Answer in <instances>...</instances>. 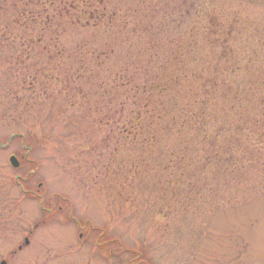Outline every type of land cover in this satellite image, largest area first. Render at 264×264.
<instances>
[{"label": "rangeland", "instance_id": "374dc122", "mask_svg": "<svg viewBox=\"0 0 264 264\" xmlns=\"http://www.w3.org/2000/svg\"><path fill=\"white\" fill-rule=\"evenodd\" d=\"M52 1L0 0V263L264 264V101L247 113L261 120L259 150H249L250 138L241 152L257 161L225 174L205 167L196 145L186 152L191 158L170 166L167 156L180 141L168 133L147 148L102 123L87 132L93 117L109 116L103 104L118 99L102 95L99 110L74 100L72 50L86 37L50 22ZM183 1L131 0L140 25L135 45L157 40L163 53L174 50L166 41L181 38L184 28L141 35V13H152L150 26L162 24V10L169 3L184 9ZM187 1L200 15L238 25L231 49L259 52L254 66L264 79V0ZM116 64L110 60L105 70ZM10 156L20 168L9 166Z\"/></svg>", "mask_w": 264, "mask_h": 264}, {"label": "trees", "instance_id": "16d2710c", "mask_svg": "<svg viewBox=\"0 0 264 264\" xmlns=\"http://www.w3.org/2000/svg\"><path fill=\"white\" fill-rule=\"evenodd\" d=\"M171 4V9L161 12L166 18L162 24L155 22L150 26L152 13L143 10L139 30L144 35L152 27L157 37L162 32L173 35L172 29L180 32L184 28L181 38L175 36L166 41L175 48L166 54L157 40L145 39L141 47L135 45L140 25H136L138 12L131 0L51 2L50 22L60 31L74 29L75 35L86 37V44L77 43L72 50L78 53L72 62L74 100L80 105L91 102L99 110L102 95L118 99L112 107H108L111 101L109 104L106 101L103 105L109 116L93 117L86 130L93 131L103 124L114 128L122 141L126 139L147 148L157 143L159 134L168 133L180 141L175 154L167 156L170 166L176 165L174 161L191 158L186 152L196 145L199 154L202 153L199 160L205 167L221 170L219 174H225L226 169L239 171L257 161L251 151L252 159H242L244 142L251 138L249 150L255 152L261 144L255 129L261 120L247 118V113L261 107L264 101L262 70L254 66L259 62V52L235 53L231 49L240 33L235 22L224 24L204 15L206 19L187 0L183 1L181 10L174 3L168 6ZM191 15L194 18L188 25L184 18ZM200 47L208 50L194 53ZM113 59L117 61L116 67L106 71V63ZM102 70L105 81L101 88L97 74ZM79 79H84L90 88L85 90L78 82L75 84ZM96 80L98 86L93 83ZM89 143L86 145L90 146ZM215 172L219 171L211 173Z\"/></svg>", "mask_w": 264, "mask_h": 264}, {"label": "flooded vegetation", "instance_id": "af4514ba", "mask_svg": "<svg viewBox=\"0 0 264 264\" xmlns=\"http://www.w3.org/2000/svg\"><path fill=\"white\" fill-rule=\"evenodd\" d=\"M19 168H20V166H19ZM18 179H21V180H22L21 177H19ZM42 210H43V209H42ZM58 210H60V209H58ZM43 212H45V211L43 210ZM45 214H46V215H49V214H51V213H50L49 211H46ZM81 237H82V236L79 235L78 238H81ZM16 264H27V262H26L25 260H23L22 262H20V261L16 262Z\"/></svg>", "mask_w": 264, "mask_h": 264}, {"label": "water", "instance_id": "95a60500", "mask_svg": "<svg viewBox=\"0 0 264 264\" xmlns=\"http://www.w3.org/2000/svg\"><path fill=\"white\" fill-rule=\"evenodd\" d=\"M10 164L12 165V167L16 168L18 166L16 160L14 157L10 158Z\"/></svg>", "mask_w": 264, "mask_h": 264}]
</instances>
